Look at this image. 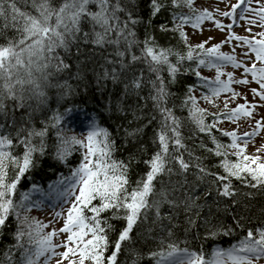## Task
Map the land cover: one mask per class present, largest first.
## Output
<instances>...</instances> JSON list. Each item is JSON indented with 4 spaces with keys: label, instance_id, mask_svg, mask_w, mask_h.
Returning a JSON list of instances; mask_svg holds the SVG:
<instances>
[{
    "label": "snow or ice",
    "instance_id": "6c2138e0",
    "mask_svg": "<svg viewBox=\"0 0 264 264\" xmlns=\"http://www.w3.org/2000/svg\"><path fill=\"white\" fill-rule=\"evenodd\" d=\"M0 21V242L11 237L0 264H127L125 255L132 264H264V219L239 199L264 194V0H0ZM215 32L224 38L215 42ZM81 45L99 49L98 86L122 85L109 107L132 115L127 127L88 116L77 134L73 108L39 122L29 111L49 91L74 93L69 81L79 85L81 69L73 73L68 61ZM188 75L195 80L178 95L173 88ZM50 147L65 165L82 151L67 185L56 183L67 207L44 223L32 215L41 202L20 188ZM120 149L128 156L118 158ZM181 227L236 242L193 251L187 240L180 246ZM149 241L146 254L137 248Z\"/></svg>",
    "mask_w": 264,
    "mask_h": 264
},
{
    "label": "trees",
    "instance_id": "16d2710c",
    "mask_svg": "<svg viewBox=\"0 0 264 264\" xmlns=\"http://www.w3.org/2000/svg\"><path fill=\"white\" fill-rule=\"evenodd\" d=\"M159 23V19L153 21L152 28L148 29V31H152L157 24ZM2 24V21H0ZM141 31H143L141 29ZM11 35V33H8ZM158 39L161 43H166L169 40V37L162 36L159 33H156ZM175 43V41H172ZM101 62L99 49H96L92 46H84L81 45L80 53L73 56V59L68 61L73 64V73L76 72V67L79 66L81 71L79 73L81 78V83L79 85L76 84L75 76L72 80L69 81L73 85L74 93L67 98H59L60 93L56 90L49 91L46 104H41L37 100H32V107L29 109L30 112H33V115L36 121L45 120L46 116H51L52 113L56 110L63 111L65 107L73 108L74 111L72 113V121L71 126L73 129L79 134L80 131L83 130V126L90 122L87 120L88 116L95 117V119L101 124L103 127H109L110 130L112 128L117 127L118 125L128 126V120L132 119V115L129 113L127 115V119L124 118V114L118 111L111 109L109 106L114 105L117 102V97L122 96V85H113L111 81L101 82L98 86L97 80L95 76L92 74V69L97 68V62ZM206 69V68H205ZM207 71H210L207 69ZM195 80V77L190 75L181 77L179 79V83L173 88L178 95H182L184 86L186 83H190ZM127 105L134 106V98L126 99ZM129 109L126 107L125 112H128ZM19 116L20 114L17 113ZM143 122V121H142ZM136 126V125H133ZM154 127V125H153ZM152 127L145 130L144 140L148 141L152 136ZM54 139V137H53ZM227 142V140H225ZM49 145L52 144V140L48 141ZM120 143V141H118ZM198 143V141H197ZM191 146V145H190ZM150 149V145H148ZM135 149H133L134 151ZM82 150H73V154L69 157L70 163L65 165L55 158V153L51 149L45 153L44 156H38L36 159V167L33 168L28 174L27 178L22 180L20 191L30 192L33 190V185H36L37 191L39 195H31L32 200L40 201V195L47 193L49 191L48 185L50 183L58 182L60 180L65 181V185H67L68 180L71 179V170L78 166L80 162ZM129 154L127 149H120L117 153L118 158H125ZM146 158V157H145ZM216 159L212 158V163H215ZM144 165L140 164L136 167L135 171L140 172L143 169ZM179 177L173 176L172 180L176 181ZM243 192L250 191L249 189H242ZM239 199L249 206L248 214L251 215L254 219H264V216H261V210L264 209V194L257 193L255 194V198L248 200L243 195L239 197ZM32 215L37 217L40 221L45 222L43 217H39L37 214L32 212ZM184 219L183 216L180 217V222ZM13 225H9L11 229ZM147 227V226H145ZM178 242L181 247H184L183 241L187 240V246L190 250H198L201 247L205 254L211 252L213 248H224L231 246V244L235 243V239L232 237H220L215 241L205 240L203 239V233H200L199 238H194L195 229L187 235L183 232V228L176 229ZM11 243V237L8 240L0 242V248L5 247L7 244ZM155 245L150 241L146 243V246L137 245V248H142V251L146 254L148 248H154ZM122 261H127V264H132L131 259L125 255L121 257ZM140 264H147V258L140 261Z\"/></svg>",
    "mask_w": 264,
    "mask_h": 264
},
{
    "label": "rangeland",
    "instance_id": "374dc122",
    "mask_svg": "<svg viewBox=\"0 0 264 264\" xmlns=\"http://www.w3.org/2000/svg\"><path fill=\"white\" fill-rule=\"evenodd\" d=\"M214 2H215V0H208V3H209V4H214ZM231 2H232V3H236L237 0H231ZM219 7H220L221 9H224V8H225V5H224V4H220ZM237 11L239 12L240 10L238 9ZM221 19L224 20V23H228V22H229V20H227V19H224V18H221ZM237 23H238V24H241V23H246V22H241V21L238 20ZM205 26H206V27H210L211 25H210V24H206ZM234 30H235L238 34H241V35L246 34V33L244 32L243 27H239V26H237V27L234 28ZM258 30H259V29H254V31H258ZM214 34H215L216 37H217V41H215V42H218V41L222 40V39L224 38V35H225L223 32H215ZM207 35H208V33L205 32V33H204V36H207ZM202 38H203V37L199 36V34L197 33L196 36L194 37V41H198L199 39H202ZM230 47H231L230 45H225L224 48H223L222 50H223V51H229V50H230ZM237 51L239 52L240 49H237ZM227 70H231V68H229V69H227ZM202 74L205 75V76H209V77H212V76L215 75L214 71H207V69H202ZM252 87H256V85L253 84ZM238 90H240V89H238ZM251 99H252V96L249 95V100H251ZM241 102H242V101H241ZM225 127H229V128H230V127H232V126H231V125H225ZM242 128H243L244 130H247L248 125H247V124H243V125H242ZM255 143L259 144V143H260V140L257 139V140L255 141ZM252 150H253V149H251V148L249 149V151H252ZM36 193H37V191H35V190H32V191H31V195H35ZM51 194H55V195L60 196V195L56 192V188H53V190L51 191ZM60 197H61V196H60ZM56 198H57V196H56ZM65 203H66V202H65ZM41 206H42V208H43L42 211H41V210H34L33 213H34V214H37L39 217H43L44 220H45V222L47 223V221L53 216L54 212L61 210V208H66V207H67V203L64 205V202L62 203V198H61V199L59 198V200L56 199V200H54L52 203H51V202H47V201H43V202L41 203ZM61 225H62V222H61V223H57V224H55L54 226H55V227H60ZM47 230H50V229H47Z\"/></svg>",
    "mask_w": 264,
    "mask_h": 264
}]
</instances>
